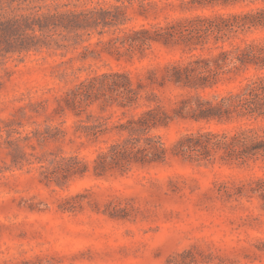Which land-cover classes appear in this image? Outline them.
<instances>
[{"label": "rangeland", "instance_id": "374dc122", "mask_svg": "<svg viewBox=\"0 0 264 264\" xmlns=\"http://www.w3.org/2000/svg\"><path fill=\"white\" fill-rule=\"evenodd\" d=\"M181 1L187 0H160L148 18L135 17L132 24L163 25L245 8L187 9ZM82 52L78 47L0 64V264H264V194L253 190L264 180V161L205 164L168 156L163 163L95 176L94 159L118 136L87 139L75 133L74 124L90 114L109 118L110 125L125 121L122 112H129L92 102L77 118L63 101L94 72L126 73L136 82L149 72L159 77L166 64L185 61L188 53L160 45L120 59L101 51L83 59ZM254 74L249 68L225 75L204 94L235 91ZM155 92L171 115L181 91ZM237 126L178 120L153 134L169 148L199 129L232 132ZM15 154L21 161L16 166ZM56 155L77 158L88 172L46 181L37 159Z\"/></svg>", "mask_w": 264, "mask_h": 264}, {"label": "trees", "instance_id": "16d2710c", "mask_svg": "<svg viewBox=\"0 0 264 264\" xmlns=\"http://www.w3.org/2000/svg\"><path fill=\"white\" fill-rule=\"evenodd\" d=\"M160 0H0V64L42 53L64 55L81 47L82 58L95 51L115 58L144 55L153 45L179 48L185 61L164 66L157 77L149 72L134 82L129 74L94 72L63 98L77 118L92 102L99 109L116 104L125 121L109 125V118L79 119L75 133L96 140L117 135L93 161L95 176L110 170L125 171L131 164L163 163L168 156L191 163L244 165L264 161V0H187V9L229 8L240 11L201 13L156 23L133 25L135 17L148 18ZM163 3V2H160ZM96 40L92 43L91 40ZM97 49V50H96ZM255 74L240 88L206 96L225 75ZM180 90L172 114L165 112L157 91ZM238 123L232 132L196 130L180 136L169 148L153 131L172 121ZM32 134L39 140V131ZM55 136V135H54ZM43 137V136H42ZM41 176L48 182L60 177L83 176L86 163L75 157L56 155L37 159ZM13 155V165L20 164ZM258 189L264 194V180Z\"/></svg>", "mask_w": 264, "mask_h": 264}]
</instances>
